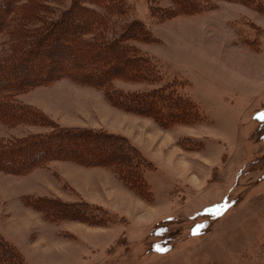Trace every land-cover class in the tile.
I'll return each mask as SVG.
<instances>
[{
	"label": "rangeland",
	"instance_id": "1",
	"mask_svg": "<svg viewBox=\"0 0 264 264\" xmlns=\"http://www.w3.org/2000/svg\"><path fill=\"white\" fill-rule=\"evenodd\" d=\"M69 1L47 0L46 11L54 18ZM126 2L152 37L140 50L204 119L160 126L68 78L25 91L17 101L58 126L125 139L143 161L149 193L108 168L72 162L0 173V235L21 264H264V8L217 1L202 13L155 18L149 0ZM8 40L0 36V54ZM40 131L0 124V139ZM28 195L99 207L105 224L48 222L23 204Z\"/></svg>",
	"mask_w": 264,
	"mask_h": 264
},
{
	"label": "trees",
	"instance_id": "2",
	"mask_svg": "<svg viewBox=\"0 0 264 264\" xmlns=\"http://www.w3.org/2000/svg\"><path fill=\"white\" fill-rule=\"evenodd\" d=\"M46 1L0 0V36L9 39L7 53L0 54V124L8 129L26 126L42 130L0 139V173L22 176L45 169L51 162L101 166L113 171L130 189L141 188L148 194L143 161L125 139L102 130L58 126L40 111L18 102L17 97L68 78L101 91L125 112L151 117L160 126L195 124L204 116L175 84L163 82L160 70L140 50L139 44L149 43L152 37L126 0H70L54 18L46 11ZM167 1L168 7H160L149 0L153 17L175 16L180 8L190 16L212 9V2L217 1L264 8L262 0ZM119 81L146 88L126 92L115 86ZM23 201L48 222L105 224V211L82 201L66 203L33 195ZM19 255L0 235V264H21Z\"/></svg>",
	"mask_w": 264,
	"mask_h": 264
}]
</instances>
